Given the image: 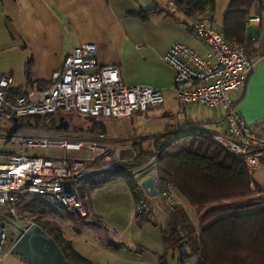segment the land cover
<instances>
[{
	"label": "built area",
	"instance_id": "built-area-1",
	"mask_svg": "<svg viewBox=\"0 0 264 264\" xmlns=\"http://www.w3.org/2000/svg\"><path fill=\"white\" fill-rule=\"evenodd\" d=\"M168 9L176 11L174 0H169ZM244 26L245 32L254 28L259 33L261 16L248 17ZM192 31L210 53L202 56L182 43L171 46L163 59L174 72L172 92L180 103L202 106L213 113L221 112L224 130L215 134L184 131L178 135L203 136L247 169H254L264 156V134L251 130L236 111L230 94L245 86L255 63L244 45L225 39L210 12L193 16ZM96 51L94 44L74 48L53 74L51 86L45 92L11 97L13 78L0 74V220L16 225L19 233L35 224L23 210L25 201L33 198L44 199L53 208L76 215L78 219H86L89 216V196L82 194L79 185L85 180L113 172L108 169L110 165L105 167V162L111 161L110 156L115 153L102 145L109 140L104 134L86 142L68 141L46 130L14 128L15 122L63 113L93 119L128 118L136 113L156 111L163 105L159 90L147 86H126L118 68H98ZM183 115L179 114L180 117ZM49 148H59L70 154L54 158L28 155L26 152V149ZM105 152L103 163L99 167H91L98 154ZM156 156L152 158L154 162ZM149 177L159 195L156 173ZM141 205L143 201L139 199L136 206L139 209ZM9 241L6 228L0 225V263Z\"/></svg>",
	"mask_w": 264,
	"mask_h": 264
},
{
	"label": "crops",
	"instance_id": "crops-1",
	"mask_svg": "<svg viewBox=\"0 0 264 264\" xmlns=\"http://www.w3.org/2000/svg\"><path fill=\"white\" fill-rule=\"evenodd\" d=\"M192 1L213 2L214 9L210 13L221 31L223 15L230 0ZM168 2L169 0H0V44L11 45L23 66V80L18 81L13 71L0 73L13 78L10 94L15 91L22 93L47 91L51 86L53 74L60 69L73 49L82 44H94L97 49L98 68L116 67L126 86L151 87L161 92L163 100L168 98L172 100L174 72L164 61V54L177 43L185 44L202 56L210 53V50L196 39L192 31L193 16L178 9L170 12ZM141 11L153 13L148 20L131 16ZM260 16L259 33L254 28H249L245 32L244 26L245 40L250 44L249 54L255 63L253 71L248 76L245 86L230 95L236 111L251 130L264 134V0ZM164 103L165 101L158 109L163 111L161 115L167 112ZM148 113H136L128 118H112L107 122H105L107 119H103V130L95 134L76 129L82 126L70 122L67 116L61 115L63 120L60 121L59 118L58 124L47 133L55 134L63 140L79 142H86L90 138L104 134L109 140L102 145L117 153L110 146L111 142H135L138 139L136 137L146 132L147 126L146 120H142L140 124L136 120L139 117L148 118ZM121 119L126 120L130 128L125 130V136L113 139L111 135H114L115 131L110 121ZM71 123L75 127L71 128ZM64 124L67 125L66 129L63 127ZM186 126H189V131L223 133L224 121L221 112L213 113L205 107L191 104L189 124ZM87 127L88 123L83 128L86 130ZM215 127L218 132L213 131ZM181 131L167 130L166 134L160 137L178 135ZM150 137L152 136L140 139ZM262 164L264 156L260 158L259 166L250 171H259ZM253 183L255 185L259 183L264 188V179H257ZM81 192L88 193L84 189H81ZM92 208L91 202H88L89 215H95ZM63 235L78 255L93 264H100L88 252L77 249L74 243L66 238L64 232Z\"/></svg>",
	"mask_w": 264,
	"mask_h": 264
},
{
	"label": "trees",
	"instance_id": "trees-1",
	"mask_svg": "<svg viewBox=\"0 0 264 264\" xmlns=\"http://www.w3.org/2000/svg\"><path fill=\"white\" fill-rule=\"evenodd\" d=\"M174 2L176 9L191 16L204 15L214 9L211 1ZM261 10L262 0H230L221 24L225 39L237 41L250 53V44L245 40L244 25L248 17L260 16ZM152 13L141 11L131 16L148 20ZM26 94L15 91L10 95L19 97ZM52 117L19 120L14 123V128L52 130ZM83 119L88 123L86 130L83 127L76 129L91 134L103 130V119ZM161 140L165 143L161 144ZM149 155L150 159L157 155L155 172L160 186L172 188L198 215V227L195 230L184 215L169 211L171 221L161 229L165 248L177 249L180 254L178 264H185L193 255L199 259V264H264V202H252L264 192V188L253 183L251 171L243 163L200 135L157 138ZM130 164L124 163L121 168L130 169ZM116 182L127 183L135 200L139 201L140 186L128 173H106L99 180L98 186ZM53 209L55 208L41 198L26 200L23 207L29 220L55 241L67 261L71 264H93L78 255L64 238L63 230L50 222L49 214ZM144 212L136 213L138 221L147 219ZM81 224L94 226V223L86 219H82ZM184 248L189 249V253H182L181 249ZM158 262L165 264L164 258H160Z\"/></svg>",
	"mask_w": 264,
	"mask_h": 264
},
{
	"label": "rangeland",
	"instance_id": "rangeland-1",
	"mask_svg": "<svg viewBox=\"0 0 264 264\" xmlns=\"http://www.w3.org/2000/svg\"><path fill=\"white\" fill-rule=\"evenodd\" d=\"M22 70L23 66L19 63L11 45H5V43L3 45L0 44V73H11L13 71L19 81L23 80ZM169 99H164V109L167 108L166 114L161 115L163 111L158 110L149 112L148 118L139 117L136 120L139 124L143 122L142 120H146L147 126L145 127L146 132L142 136L136 137L138 139L135 142L112 141L110 146L117 153L110 156L111 161L108 160L105 162L106 168L110 165L108 168L110 171L113 170V172L118 171L125 174L129 172L128 175L140 186L138 196L143 201V205L139 209L136 206L137 201L135 200V196L127 183L116 182L99 187L98 182L104 177V175H101L85 180L79 185V188L86 190L90 196L89 202H91L93 214L96 216L90 214L86 218V221L94 223V226L81 224L82 219H78L79 217L76 215H70L59 208L53 209L52 213L49 214L50 222L60 227L65 233L66 238L70 239L77 249L88 252L100 264H159L158 261L160 258H164L165 264H178L180 258L178 250H167L161 235V229L171 221V216L168 212L181 213L193 224L195 230L198 227L199 219L197 213L184 200L180 199L172 188H163L159 184V195L150 198L141 186L143 181L151 173L155 172V162L150 159L151 155H149L154 149L155 139L160 138V135L166 134L165 132L167 130L168 132H175L177 130H182L181 132L189 131V126H186L189 124V105L180 103L174 98L172 100ZM180 113L184 114L183 117L179 116ZM62 115L67 116L70 122L73 121L79 126H87L86 121L76 114L63 113ZM107 121L109 120H105V122ZM125 121L122 119L110 121L115 131L114 135H111L113 139L125 136V130H129L130 128V124ZM50 124L52 127L56 126L58 119L52 117ZM127 124L128 127H126ZM70 127L75 126L72 124ZM213 131L218 132L216 127ZM149 135L152 137L140 139L141 137ZM175 136L178 135L169 136V138L172 139ZM160 142L161 144L165 143L164 140ZM106 149L110 151V149ZM127 149L133 151V156L123 161L119 160L120 151ZM26 152L28 155L54 158H60L70 154V152L59 148L45 150L26 149ZM106 155L107 152L98 154L99 157L96 158V163L90 166L99 167L103 163ZM124 163H131L130 165L133 167L131 166L130 169L124 170L121 168ZM250 173L253 181H257V179L263 180L264 164L261 165L259 171H251ZM257 184L259 187H262L259 183ZM252 202H264V192L259 194ZM139 211H145V216H147V219L143 222L136 219V213ZM0 225L6 228L10 240V243L5 247L6 254L3 255L0 264H26L20 258L11 255L9 252L11 245L20 236L17 226L8 220H0ZM107 245L119 249H112L107 247ZM181 252L187 254L189 253V249H181ZM185 264H199V259L194 255L190 256Z\"/></svg>",
	"mask_w": 264,
	"mask_h": 264
},
{
	"label": "water",
	"instance_id": "water-1",
	"mask_svg": "<svg viewBox=\"0 0 264 264\" xmlns=\"http://www.w3.org/2000/svg\"><path fill=\"white\" fill-rule=\"evenodd\" d=\"M62 120L63 117L60 118V121ZM63 127L66 129L67 125L64 124ZM132 156V150H122L119 153V160L123 161ZM141 186L148 197L154 198L157 196V191L150 177H147ZM9 252L26 264H71L65 259L55 241L36 224L30 225L25 231H20V236L11 245Z\"/></svg>",
	"mask_w": 264,
	"mask_h": 264
},
{
	"label": "flooded vegetation",
	"instance_id": "flooded-vegetation-1",
	"mask_svg": "<svg viewBox=\"0 0 264 264\" xmlns=\"http://www.w3.org/2000/svg\"><path fill=\"white\" fill-rule=\"evenodd\" d=\"M60 116H61V115H57V116H55V117H56L57 119H59V118H61Z\"/></svg>",
	"mask_w": 264,
	"mask_h": 264
}]
</instances>
